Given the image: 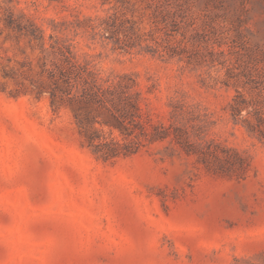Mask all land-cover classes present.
<instances>
[{"label": "rangeland", "instance_id": "rangeland-1", "mask_svg": "<svg viewBox=\"0 0 264 264\" xmlns=\"http://www.w3.org/2000/svg\"><path fill=\"white\" fill-rule=\"evenodd\" d=\"M0 264H264V0H0Z\"/></svg>", "mask_w": 264, "mask_h": 264}, {"label": "trees", "instance_id": "trees-1", "mask_svg": "<svg viewBox=\"0 0 264 264\" xmlns=\"http://www.w3.org/2000/svg\"><path fill=\"white\" fill-rule=\"evenodd\" d=\"M61 75H65L66 72H60ZM67 87H69L67 91V95L70 94L71 89L80 86V91L78 92V95L72 96L73 101L76 103H87V104H93L98 106H107V105H113L114 103H118L120 105H123V107H130L134 110H137L136 106L133 105L130 101V97L127 93V86L123 85L122 83H64ZM55 94L52 93L51 96H54ZM131 117L134 118V115L131 114ZM135 120H131L132 123H134V126H139L140 133L139 135H134V140L129 141L126 144H120L119 142L115 140L110 141H102L98 142V137L94 136L93 134L88 135V142L89 146L92 147L93 154L104 161L110 160L114 157H118L120 155L122 156H128L130 154H133L137 151L138 147L140 146V140L139 137H146L147 134L145 133L144 129L139 123H135ZM79 127L84 128L82 125V121H78ZM121 134L124 137H128L131 134H133L132 131L129 133H122L121 129L119 128ZM127 130V128H126ZM152 140H156L161 138L158 133H154L150 137Z\"/></svg>", "mask_w": 264, "mask_h": 264}]
</instances>
